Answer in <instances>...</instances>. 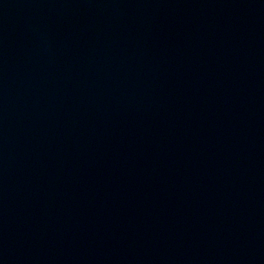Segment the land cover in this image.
I'll return each instance as SVG.
<instances>
[{
    "label": "water",
    "instance_id": "95a60500",
    "mask_svg": "<svg viewBox=\"0 0 264 264\" xmlns=\"http://www.w3.org/2000/svg\"><path fill=\"white\" fill-rule=\"evenodd\" d=\"M0 264H264V0H0Z\"/></svg>",
    "mask_w": 264,
    "mask_h": 264
}]
</instances>
